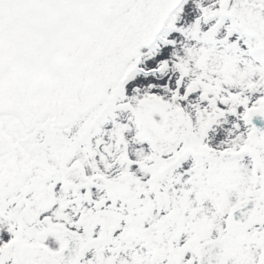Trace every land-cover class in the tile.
<instances>
[{"label": "snow or ice", "instance_id": "6c2138e0", "mask_svg": "<svg viewBox=\"0 0 264 264\" xmlns=\"http://www.w3.org/2000/svg\"><path fill=\"white\" fill-rule=\"evenodd\" d=\"M0 264H264V0H0Z\"/></svg>", "mask_w": 264, "mask_h": 264}]
</instances>
